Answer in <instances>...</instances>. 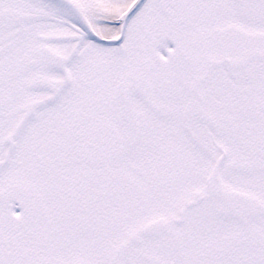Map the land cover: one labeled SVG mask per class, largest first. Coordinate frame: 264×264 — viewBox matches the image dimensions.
I'll use <instances>...</instances> for the list:
<instances>
[{
    "label": "snow or ice",
    "instance_id": "6c2138e0",
    "mask_svg": "<svg viewBox=\"0 0 264 264\" xmlns=\"http://www.w3.org/2000/svg\"><path fill=\"white\" fill-rule=\"evenodd\" d=\"M0 264H264V0H0Z\"/></svg>",
    "mask_w": 264,
    "mask_h": 264
}]
</instances>
